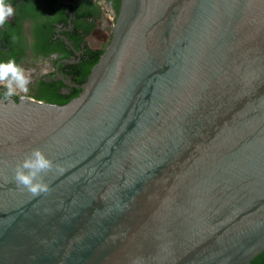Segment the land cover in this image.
Instances as JSON below:
<instances>
[{
    "label": "water",
    "instance_id": "water-1",
    "mask_svg": "<svg viewBox=\"0 0 264 264\" xmlns=\"http://www.w3.org/2000/svg\"><path fill=\"white\" fill-rule=\"evenodd\" d=\"M64 105L0 98V264H251L264 252V0H120ZM54 167L33 196L15 168Z\"/></svg>",
    "mask_w": 264,
    "mask_h": 264
},
{
    "label": "flooded vegetation",
    "instance_id": "flooded-vegetation-1",
    "mask_svg": "<svg viewBox=\"0 0 264 264\" xmlns=\"http://www.w3.org/2000/svg\"><path fill=\"white\" fill-rule=\"evenodd\" d=\"M8 2L15 13L0 27V62L15 59L18 65L32 73L28 93L11 98L37 100L36 92L40 89L61 101L77 97L96 54L111 37L110 29L104 40L98 38L95 43L94 33L103 30L108 16L115 18L117 0ZM5 93V86L0 84V98H9ZM253 260L251 264H261L264 257Z\"/></svg>",
    "mask_w": 264,
    "mask_h": 264
},
{
    "label": "clouds",
    "instance_id": "clouds-1",
    "mask_svg": "<svg viewBox=\"0 0 264 264\" xmlns=\"http://www.w3.org/2000/svg\"><path fill=\"white\" fill-rule=\"evenodd\" d=\"M14 13L15 9L8 0H0V27L4 26L9 18L13 17ZM31 75V70H25L16 63L15 59L0 62V84L5 86V95L9 98L17 94L28 93ZM53 167V161L42 150L34 149L30 155L16 165L15 181L19 186L26 188L33 196H39L49 191L42 173L46 174Z\"/></svg>",
    "mask_w": 264,
    "mask_h": 264
},
{
    "label": "trees",
    "instance_id": "trees-1",
    "mask_svg": "<svg viewBox=\"0 0 264 264\" xmlns=\"http://www.w3.org/2000/svg\"><path fill=\"white\" fill-rule=\"evenodd\" d=\"M117 3H118V8H119L120 0H117ZM106 46H107V44L105 45L104 49H102L100 52H98L96 54L94 61L91 63V65L89 67V72L91 71L90 69H92L91 67H93L97 63V61L99 60V58L102 55V53L104 52ZM36 98H37V100H40V101L42 100L43 102L50 103V104H56V105H64L70 101V100H66V101L62 100L61 101L59 98H56L53 95H51L49 92L43 91L41 89L36 92ZM261 257H264V253L260 254L256 258H254L253 261L255 262L257 259H259ZM261 264H264V261Z\"/></svg>",
    "mask_w": 264,
    "mask_h": 264
},
{
    "label": "rangeland",
    "instance_id": "rangeland-1",
    "mask_svg": "<svg viewBox=\"0 0 264 264\" xmlns=\"http://www.w3.org/2000/svg\"><path fill=\"white\" fill-rule=\"evenodd\" d=\"M115 18H112L111 16L107 17V22L103 24V30H98L95 31L94 33V39L93 41L95 43L98 42V38H102L103 40L106 38V34L108 33V31L111 29L112 25L114 24ZM18 95V94H17Z\"/></svg>",
    "mask_w": 264,
    "mask_h": 264
},
{
    "label": "built area",
    "instance_id": "built-area-1",
    "mask_svg": "<svg viewBox=\"0 0 264 264\" xmlns=\"http://www.w3.org/2000/svg\"><path fill=\"white\" fill-rule=\"evenodd\" d=\"M113 18V17H112Z\"/></svg>",
    "mask_w": 264,
    "mask_h": 264
}]
</instances>
